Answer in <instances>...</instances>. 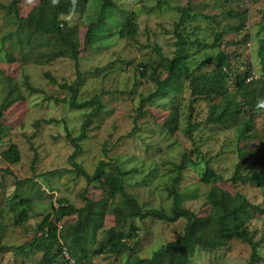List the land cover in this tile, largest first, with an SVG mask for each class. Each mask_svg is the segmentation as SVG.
Here are the masks:
<instances>
[{
    "label": "rangeland",
    "instance_id": "obj_1",
    "mask_svg": "<svg viewBox=\"0 0 264 264\" xmlns=\"http://www.w3.org/2000/svg\"><path fill=\"white\" fill-rule=\"evenodd\" d=\"M11 1L0 0V5L7 6ZM39 1L19 0L18 15L26 17ZM115 2L118 8L128 13L134 12L137 16V35L132 41L117 36L120 26L110 25L98 31L106 38L84 47L86 25L83 17L72 15L67 18L70 26L78 27L80 43L78 71L81 86L77 101L82 103L100 96L102 105L100 114L92 121L87 132V139L80 144L81 152L75 156L74 162L92 174L100 160H116L123 171H131L124 178L128 194L135 197L145 209L168 210L170 201L163 190L168 181L163 175L172 164H178L182 154H189L192 163L182 172L180 186L185 195L189 197L195 193L196 197L187 199L184 206L193 213L202 211L206 214L205 192L209 186L199 182L204 168L198 154L221 176V180L215 184L217 187L227 190L232 196L242 194L249 203L259 208L251 211L252 219L248 229L255 233V240L260 242V259L253 264H264V191L249 184H233L228 180L238 162L236 129L223 130L222 127L219 129L204 124L208 102L192 101L187 84H183L178 92L165 90V95L154 99L152 103H145L142 108L144 114L135 119L141 98L155 91L149 80L152 70L147 69V78L142 79L137 66L141 62L155 60L156 48L164 56H171L175 41L171 32L173 23L179 18V9L188 6L187 0H167L159 6L157 0ZM189 5L190 14L198 12L208 19L200 16L197 20H189L185 25L186 32L197 27L199 30H196L195 35L201 40H210L207 28H212L211 33L222 31L220 51L231 56L234 69L243 70L247 64L254 62L252 75L259 77L255 55L258 47L256 32L264 10V0H190ZM237 8L247 10V14L244 29L235 32L236 20L224 17L222 12ZM116 18L119 20L118 14ZM12 32H17L16 25L6 21V12L0 7V104L7 86L4 78L11 85L16 84L24 96V100L3 111L0 118L3 130L0 135V153L12 144L17 147L20 155L16 164H9L0 157V247L20 246L30 242L35 235L33 228L44 215L51 212L52 207H57L61 199L76 208L83 206L81 198L85 180L76 177L72 171L69 158L75 149L67 135L71 138L79 136L84 116L90 111L73 110L65 103L54 101V98L69 99L70 93L61 90L59 85H72L77 79L74 62L60 58L49 64H34L31 61L33 55L23 54L26 50L21 51L9 39ZM245 35L249 39L242 43ZM33 49L38 52L46 50L38 42L34 43ZM216 51L206 50L193 55L186 63L189 70L195 69L198 63ZM234 55L239 56V59H233ZM7 56L13 58V62L8 63ZM157 74L161 80L166 76L159 69ZM25 80L41 92L32 94L27 91ZM187 114H190L188 120ZM41 120H53V123L47 125L41 123ZM36 121L40 123L35 128ZM187 122L194 127L190 135L185 134L190 126ZM174 126L176 129L171 133ZM133 128L132 136L127 138ZM263 131L264 107L255 119V129L249 141L241 143L239 147L246 146L247 152H253L263 137ZM197 162V165H193ZM52 172L57 173L48 175ZM15 190L17 195L30 198L32 202L29 204L30 219L22 225L15 223V212H9L6 206ZM87 197L100 200L102 194L97 187L90 186L87 188ZM50 219L53 221L58 218L52 214ZM73 221L75 218H60L57 225L61 227ZM133 223L137 227L138 256L146 258L161 244L175 240L182 233L185 222L183 219L174 223L134 219ZM113 224V217L107 215L102 229L107 230ZM102 235V231L99 232L98 238ZM250 254L249 246L232 240L222 249L196 250L190 264H248ZM39 258L38 252L26 256H14L12 251L0 252V264H35ZM111 262V258L98 257L92 264Z\"/></svg>",
    "mask_w": 264,
    "mask_h": 264
},
{
    "label": "trees",
    "instance_id": "obj_2",
    "mask_svg": "<svg viewBox=\"0 0 264 264\" xmlns=\"http://www.w3.org/2000/svg\"><path fill=\"white\" fill-rule=\"evenodd\" d=\"M162 2L166 3L167 0H157L158 6ZM189 4L190 0H187L188 6L179 9V18L173 23L171 32L175 41L171 56H164L161 50L156 48L155 60L141 62L137 66L142 79L147 78V69L152 70L149 80L153 83L155 91L141 98L135 119L144 114L142 108L145 103H152L154 99L165 95V90L178 92L183 84H187L192 101L208 102L204 124L219 129L222 127L223 130L235 128L237 131L238 162L228 180L233 184H249L264 191V131L253 152H247L246 146L239 147L241 143L249 141L255 129V119L264 107H257L264 102V10L261 12V22L256 32L258 47L255 55L260 75L255 77L252 75L255 70L254 62L247 64L243 70L234 69L231 56L220 51L222 31L211 33L212 28H207L210 40H201L195 35L196 30H199L197 27L186 32L185 25L189 20H197L200 16L208 19L198 12L190 14ZM18 6L19 0H12L7 6L0 5L6 12V21H12V25H16L17 28V32L9 34L12 36L9 39L14 41L21 51L26 50L23 54H32L31 61L38 65L49 64L60 58H68L74 62L77 79L72 85H59L61 90L70 93L69 99L54 98V101L65 103L73 110H90L81 123L79 136L71 138L67 135L68 141L75 149L69 158L72 171L76 177L85 180L81 198L84 203L82 207L76 208L66 200H59L57 207H52L51 212L44 215L33 228L35 235L30 242L20 246H1L0 252L12 251L14 256H26L38 252L40 258L35 264H92V261L98 257L111 258L110 264H190L196 250L222 249L229 241L237 240L250 247L248 264L260 259L258 253L260 242L255 240V233L248 229V223L252 219L251 211L259 208L249 203L242 194L237 193L232 196L227 190L217 187L215 184L221 180V176L216 174L198 154L204 168L200 173L199 182L209 186L205 192L206 214L202 211L193 213L184 206L187 199L196 197L195 193H191L189 197L185 195L180 186L182 172L192 163L189 154H182L178 164H172L163 175L168 181L163 189L170 201L168 210L145 209L135 197L128 194L125 190L124 178L131 171H123L121 164H117L116 160L113 162L100 160L92 174H88L74 162L75 156L81 152L80 144L87 139V132L92 121L100 114L102 105L100 96H94L82 103L77 101L81 86L78 71L80 43L78 27L70 26L67 18L72 15L83 17L86 25L83 41L84 47H87L106 38L98 31L110 25L120 26L117 33L120 38L134 40L137 35L136 14L118 8L115 0H40L26 17L18 15ZM117 14L119 20L116 18ZM246 14L247 10L240 8L222 12L224 17L236 20L235 32L244 29ZM248 39L249 36L245 35L242 43ZM35 42L46 50L35 51L33 49ZM213 49H217L215 54L198 63L195 69L189 70L186 63L193 55ZM233 59L238 60L239 56L234 55ZM13 60L8 57L7 62L11 63ZM158 69L165 72L166 76L162 80L157 74ZM45 75L48 77L47 74ZM4 80L7 86L0 104V118L3 111L24 100L16 84L11 85L7 78ZM50 81L55 84L53 79ZM24 87L32 94L41 92L31 86L27 80L24 81ZM189 117L190 114H187V120ZM52 121L41 120V123L48 125L53 123ZM39 123L40 121H36L34 127L36 128ZM187 124L190 125L189 122ZM192 128L194 127L190 125L185 134L190 135ZM175 129L176 126L171 133ZM2 131L0 126V135ZM133 132L134 128L126 137H131ZM0 157L9 164H16L20 159L17 147L12 144L6 151L0 153ZM197 164L198 162L193 165ZM56 173L52 172L48 175ZM90 186H95L101 191L100 200L87 197V188ZM13 193L6 206L9 212H15V223L22 225L30 219L29 204L32 202L30 198L17 195L16 190ZM17 198L19 200H16ZM52 214L59 220L75 218V221L58 227L59 220L50 219ZM107 215L113 217L114 224L103 230V222ZM134 219L140 221L153 219L165 223H174L183 219L185 223L182 233L175 240L161 244L150 257L141 258L138 256L137 227L134 226ZM101 231L103 235L99 239Z\"/></svg>",
    "mask_w": 264,
    "mask_h": 264
},
{
    "label": "clouds",
    "instance_id": "obj_3",
    "mask_svg": "<svg viewBox=\"0 0 264 264\" xmlns=\"http://www.w3.org/2000/svg\"><path fill=\"white\" fill-rule=\"evenodd\" d=\"M264 106V102H262L261 104H258L257 107H262Z\"/></svg>",
    "mask_w": 264,
    "mask_h": 264
}]
</instances>
